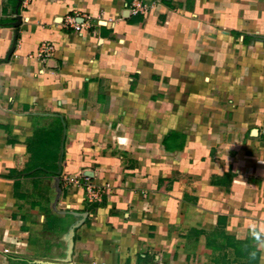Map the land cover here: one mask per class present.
I'll use <instances>...</instances> for the list:
<instances>
[{
  "label": "crops",
  "instance_id": "0c3cea01",
  "mask_svg": "<svg viewBox=\"0 0 264 264\" xmlns=\"http://www.w3.org/2000/svg\"><path fill=\"white\" fill-rule=\"evenodd\" d=\"M0 264H264V0H0Z\"/></svg>",
  "mask_w": 264,
  "mask_h": 264
},
{
  "label": "built area",
  "instance_id": "2783aa9c",
  "mask_svg": "<svg viewBox=\"0 0 264 264\" xmlns=\"http://www.w3.org/2000/svg\"><path fill=\"white\" fill-rule=\"evenodd\" d=\"M130 15L143 16L147 13V6L141 3L134 4L128 10ZM64 26L72 28L73 30L80 32L81 25L73 17H67L64 21ZM53 45L49 42H43L40 47V55L49 57L53 54ZM62 181L66 185H74L83 188L86 193V198L89 202H96L100 200V189L96 188L91 178L88 175L80 174L79 176L64 175Z\"/></svg>",
  "mask_w": 264,
  "mask_h": 264
}]
</instances>
